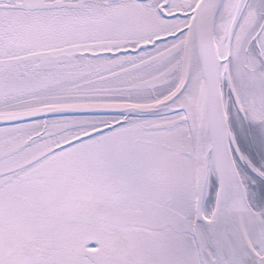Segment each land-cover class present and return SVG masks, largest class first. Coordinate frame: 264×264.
Segmentation results:
<instances>
[{"label":"snow or ice","instance_id":"1","mask_svg":"<svg viewBox=\"0 0 264 264\" xmlns=\"http://www.w3.org/2000/svg\"><path fill=\"white\" fill-rule=\"evenodd\" d=\"M0 264H264V0H0Z\"/></svg>","mask_w":264,"mask_h":264}]
</instances>
